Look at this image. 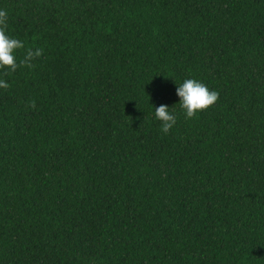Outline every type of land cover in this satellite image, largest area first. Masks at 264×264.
Masks as SVG:
<instances>
[{
  "label": "trees",
  "instance_id": "obj_1",
  "mask_svg": "<svg viewBox=\"0 0 264 264\" xmlns=\"http://www.w3.org/2000/svg\"><path fill=\"white\" fill-rule=\"evenodd\" d=\"M0 11L25 45L0 70V264H264V0ZM188 78L219 93L193 119Z\"/></svg>",
  "mask_w": 264,
  "mask_h": 264
},
{
  "label": "clouds",
  "instance_id": "obj_2",
  "mask_svg": "<svg viewBox=\"0 0 264 264\" xmlns=\"http://www.w3.org/2000/svg\"><path fill=\"white\" fill-rule=\"evenodd\" d=\"M7 13L0 11V70H10L15 72L19 67L17 63V52L25 47L24 42L9 35L3 25L6 22ZM41 51H29L22 63L31 61L34 57H39ZM177 84V83H176ZM9 85L6 80L0 79V88H7ZM176 95L179 98V105L187 119L196 118L202 113L213 107L219 99V93L209 89L205 84L195 78H188L181 84H177ZM173 108V107H172ZM169 106L160 105L154 107L155 120L161 123L163 133H168L176 124V116Z\"/></svg>",
  "mask_w": 264,
  "mask_h": 264
}]
</instances>
